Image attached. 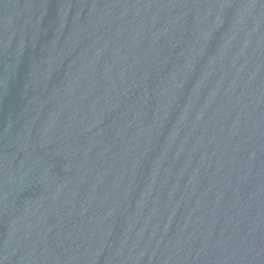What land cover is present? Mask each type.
I'll return each mask as SVG.
<instances>
[{"label":"water","instance_id":"1","mask_svg":"<svg viewBox=\"0 0 264 264\" xmlns=\"http://www.w3.org/2000/svg\"><path fill=\"white\" fill-rule=\"evenodd\" d=\"M0 264H264V0H0Z\"/></svg>","mask_w":264,"mask_h":264}]
</instances>
